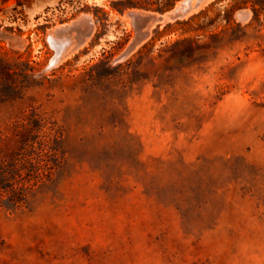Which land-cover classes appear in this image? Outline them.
I'll use <instances>...</instances> for the list:
<instances>
[{
	"label": "rangeland",
	"instance_id": "obj_1",
	"mask_svg": "<svg viewBox=\"0 0 264 264\" xmlns=\"http://www.w3.org/2000/svg\"><path fill=\"white\" fill-rule=\"evenodd\" d=\"M178 2L0 0V264H264V0Z\"/></svg>",
	"mask_w": 264,
	"mask_h": 264
},
{
	"label": "water",
	"instance_id": "obj_2",
	"mask_svg": "<svg viewBox=\"0 0 264 264\" xmlns=\"http://www.w3.org/2000/svg\"><path fill=\"white\" fill-rule=\"evenodd\" d=\"M204 1L206 0H179V2L175 4L168 12L160 13L157 16H148V18L152 22L156 21L158 23L176 20L186 16L189 12L200 6L201 3ZM144 35L145 34H141V36L136 37L133 42L129 45L127 50L123 53V55L127 54L128 51L131 50L137 44V42L142 40ZM47 38L50 45L54 48V55L51 57L47 65L49 67L53 66L58 61L65 48L69 45V40L59 39L53 34H48Z\"/></svg>",
	"mask_w": 264,
	"mask_h": 264
},
{
	"label": "bare ground",
	"instance_id": "obj_3",
	"mask_svg": "<svg viewBox=\"0 0 264 264\" xmlns=\"http://www.w3.org/2000/svg\"><path fill=\"white\" fill-rule=\"evenodd\" d=\"M207 1H209V0H206V1L202 2L201 5H203V4H204L205 2H207ZM201 5H200V6H201ZM200 6H198V7H200ZM198 7H197V8H198ZM197 8H196V9H197ZM194 10H195V9H194ZM192 11H193V10H192ZM192 11H191V12H192ZM191 12H189V13H191ZM189 13H188V14H189Z\"/></svg>",
	"mask_w": 264,
	"mask_h": 264
},
{
	"label": "trees",
	"instance_id": "obj_4",
	"mask_svg": "<svg viewBox=\"0 0 264 264\" xmlns=\"http://www.w3.org/2000/svg\"><path fill=\"white\" fill-rule=\"evenodd\" d=\"M11 199H16V196L12 197ZM14 202L17 201V200H13Z\"/></svg>",
	"mask_w": 264,
	"mask_h": 264
}]
</instances>
